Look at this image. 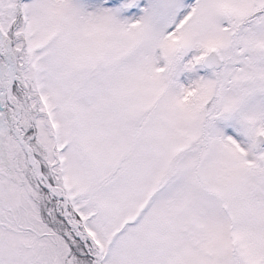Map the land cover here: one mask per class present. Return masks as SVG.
I'll return each instance as SVG.
<instances>
[{"label":"snow or ice","instance_id":"snow-or-ice-1","mask_svg":"<svg viewBox=\"0 0 264 264\" xmlns=\"http://www.w3.org/2000/svg\"><path fill=\"white\" fill-rule=\"evenodd\" d=\"M0 264H264V0H0Z\"/></svg>","mask_w":264,"mask_h":264}]
</instances>
